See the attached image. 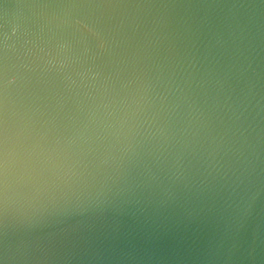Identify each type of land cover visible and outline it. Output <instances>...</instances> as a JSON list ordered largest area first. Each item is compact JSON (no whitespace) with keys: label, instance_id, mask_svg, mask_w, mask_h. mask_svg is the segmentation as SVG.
Returning a JSON list of instances; mask_svg holds the SVG:
<instances>
[{"label":"water","instance_id":"water-1","mask_svg":"<svg viewBox=\"0 0 264 264\" xmlns=\"http://www.w3.org/2000/svg\"><path fill=\"white\" fill-rule=\"evenodd\" d=\"M0 264H264V0H0Z\"/></svg>","mask_w":264,"mask_h":264}]
</instances>
